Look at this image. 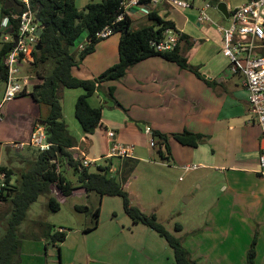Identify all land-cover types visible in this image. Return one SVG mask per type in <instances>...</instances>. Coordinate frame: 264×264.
<instances>
[{"label": "crops", "instance_id": "crops-1", "mask_svg": "<svg viewBox=\"0 0 264 264\" xmlns=\"http://www.w3.org/2000/svg\"><path fill=\"white\" fill-rule=\"evenodd\" d=\"M91 1L101 0H75L80 9ZM190 7H193V4ZM168 8L158 6L156 10L160 16L174 21L175 26L182 29L174 19L164 16L168 14ZM201 9L202 7L198 8V25L206 23L198 20ZM220 13L223 17L222 21L227 22L224 21L222 24L213 22L217 28L209 27L207 32L222 47L224 39L222 28L229 22L228 17L221 11ZM130 19L133 29L151 24L148 16L135 12ZM183 32L178 46L189 59L188 51L193 45V39L184 30ZM185 34L190 36L191 44L184 39ZM120 38L121 33L115 32L100 40L94 51L85 56L78 65L73 66L72 74L82 79H93L117 63L120 59ZM88 42V32L85 31L72 47L76 57L83 50L80 46H86ZM220 55L221 61L213 60V62L212 59L219 56L215 55L205 67L194 66L189 60L190 65L198 67L205 79L188 68H180L176 62L161 56H151L131 66L121 79L103 82L97 92L103 89L107 94L109 88L114 87L117 102L107 98L113 105L109 106L110 109H104L103 105L101 125L93 134L81 135V139L90 145L99 130L106 132L108 136V131L115 133L118 131L117 128H128L132 123H143L151 130L168 134L188 129L207 135L205 143L211 150L207 153L204 149L197 154L196 150L199 146H189L191 149H187V157L192 160L197 157L201 159L199 168H203V171L199 173V178L208 180L209 186L213 178L224 182L219 187L214 200L203 211L205 218L199 229L193 230L182 239L183 246L190 253L192 260L199 264H247V252L256 237L255 264H264V176L258 171L261 129L257 124L248 122L251 111L244 75L231 73L227 57L221 51ZM30 63L22 68L23 74L32 75L26 87L27 94L39 81L32 72H27ZM238 78L242 80L243 89L239 88ZM84 92L83 88H66L63 91L64 113L65 107L70 108L71 104L75 107L77 98ZM89 103L94 106L90 100ZM29 107L31 110L26 113L27 118L22 121V126L15 130L16 136L13 137L16 138L10 139V142L15 141L16 148L25 145L20 146L30 139L35 125L40 124L36 121L45 118L49 112L47 105L38 104L33 98L29 101ZM2 118H4L3 114ZM116 137L115 133L114 138ZM108 140L113 141L109 137ZM170 144L174 159H185L184 149L179 147L180 142L171 137ZM76 150L85 155L80 144ZM100 156L107 158L113 155L108 152ZM100 156H93L91 159ZM185 161L186 159L181 163ZM23 166L24 162H20L16 168ZM14 175L17 179V172ZM11 183H13L12 178ZM79 188L81 187H77L74 193ZM84 190L86 192L85 188ZM214 190L210 193L214 194ZM52 195L56 199L59 197L57 188H54V192L52 190ZM9 205L10 202H0V213ZM11 210L10 208L7 216L11 215Z\"/></svg>", "mask_w": 264, "mask_h": 264}, {"label": "rangeland", "instance_id": "rangeland-1", "mask_svg": "<svg viewBox=\"0 0 264 264\" xmlns=\"http://www.w3.org/2000/svg\"><path fill=\"white\" fill-rule=\"evenodd\" d=\"M193 7H169L168 14L164 15L174 19L176 23L193 39L189 49V60L194 66H206L212 59L221 61L220 44L212 39L207 30L209 27L217 28L213 22L222 24V14L216 8L207 10L210 21L198 25V8L205 6L207 0H187ZM4 0H0V52L3 44L7 42L6 31L1 28L2 7ZM83 9V8H82ZM227 21H225L226 23ZM135 26V25H134ZM214 62V61H213ZM28 63H25L24 67ZM30 71V68H27ZM207 74V72H205ZM243 78V76H242ZM242 87V80L238 78ZM5 81L0 80V105L3 101ZM30 86V85H29ZM30 94L18 95L13 101L6 102L2 108L4 118H0V166H8L17 171L21 155H28L29 145L16 148V128H20L23 120L30 112ZM91 98V99H90ZM89 100L94 107L104 105L110 109L113 105L108 102V93L100 89ZM108 98V99H107ZM66 114V117H65ZM64 119L71 134L77 139L81 150L87 157L100 156L111 152L115 144L133 148L131 157L137 159L133 172L126 180L120 176V157H114L110 175L119 180L129 195L131 206L138 208L147 216L156 215L157 222L178 239H183L193 230L199 229L205 216L203 211L214 200L219 182L213 178L208 180L199 178L203 168L186 170L185 165H199L201 159L187 157L189 146L179 144L184 149L185 160L162 159L157 152L158 144H152L153 135L146 131L147 125L132 123L129 127L117 128L116 138L108 140L107 133L98 131L92 144L83 142L84 134L74 112V106L65 107ZM174 139V138H173ZM14 144V145H13ZM171 145V144H170ZM206 149L211 150L206 143L199 145L197 154ZM172 152V148H171ZM32 153V152H31ZM173 154V153H172ZM81 160L84 154H80ZM109 162L102 156L91 162L89 170L97 172L99 165ZM200 167V166H199ZM66 176L75 185L79 184L78 176L73 170L67 169ZM13 184L16 176L12 177ZM214 190V194L210 193ZM54 192V188H52ZM191 198L190 200H187ZM60 210L51 211L48 208V197L41 196L30 207L27 218L20 227L19 234L23 240L20 264H174V252L167 240L150 226L138 222L126 212L123 198L106 195L101 197L96 192H85L79 188L68 198H57ZM0 213V237L7 230L10 207ZM100 209L97 216L96 211ZM7 216V217H6ZM179 228L180 230H177ZM63 230V231H60ZM58 232H65L64 242H54L53 236Z\"/></svg>", "mask_w": 264, "mask_h": 264}, {"label": "trees", "instance_id": "trees-1", "mask_svg": "<svg viewBox=\"0 0 264 264\" xmlns=\"http://www.w3.org/2000/svg\"><path fill=\"white\" fill-rule=\"evenodd\" d=\"M120 1H91L83 9H80L75 0H32L37 10L41 4L43 5L40 20L46 26L39 37L40 49L34 50V60L29 64L30 71L28 70V72H32L39 79L29 94L36 103L49 107L48 115L45 118H39L36 122L45 126L47 138L52 142V145L50 149L44 151L29 145L30 153L28 155L18 153L19 160L24 162V166L18 168L17 171L12 167L0 166L1 169L8 171L9 179L16 172L18 175L10 193L0 198V202H10L12 209L6 233L0 237V264L21 263L22 256L20 254L23 240L19 229L26 220L32 204L41 196L46 195L48 208L57 212L60 210V203L52 195V188H58L59 193L64 198H68L77 187H84L86 192H96L101 197L106 195L122 197L126 212L136 223L142 222L150 226L167 240L174 252V264H199L192 260L190 253L183 246V241L170 234L163 225L157 222L156 215L147 216L138 208L131 206L129 195L123 184L109 174L113 158L120 157V176L126 180L133 172L137 159L109 156L107 157L109 162L106 165H99L97 172H91L89 167L83 165L80 153L76 150L79 143L71 134L64 119L63 91L66 88H83L85 92L77 98L74 112L85 135L93 134L102 123L103 105L92 106L89 103V97L97 92L103 82L121 79L131 66L151 56H161L166 60L176 62L180 68H188L199 77L204 78L198 67L190 65L189 59L181 52L180 46L171 51H156L151 46V39L158 38L166 27L175 26L174 21L160 16L156 9L148 16L151 24L138 29H133L129 17L114 24L115 32L121 33L120 59L117 63L93 79L74 76L72 74L73 66L78 65L85 56L94 51L96 44L102 40L97 37V33L117 19L121 12ZM212 1L216 2V0ZM12 12H15L13 8H5L3 5L2 15ZM13 25L15 31L16 21ZM85 31L88 32L89 42L76 57L72 47ZM184 39L188 44H191L190 36L185 34ZM12 44L5 42L0 52V80L3 81H6L7 78L4 59L11 50ZM114 91L115 88L110 87L108 97L116 101ZM25 94H27L26 90L20 95ZM151 134L156 140L154 144H158L157 152L162 159L166 160L173 159L171 137L181 144L191 147H198L208 138L203 133L188 129L172 134L151 130ZM54 156H57L55 160H53ZM67 169H71L77 174L78 185L68 179L65 174ZM96 214L99 216L100 209L96 211ZM177 230L180 229L177 228ZM65 239V232H58L53 236L54 242H64ZM256 245L257 238L255 237L247 252V264H255Z\"/></svg>", "mask_w": 264, "mask_h": 264}, {"label": "built area", "instance_id": "built-area-1", "mask_svg": "<svg viewBox=\"0 0 264 264\" xmlns=\"http://www.w3.org/2000/svg\"><path fill=\"white\" fill-rule=\"evenodd\" d=\"M18 1L22 5L21 11L5 14L1 20V28L8 33L5 40L13 43V46L4 59L7 78L3 101L0 105V118H2L4 104L20 95L30 83L32 75L23 74L22 68L25 63L34 60L33 52L39 42L37 31L40 22L36 18L38 10L34 7L32 0ZM220 2H225L229 11L227 18L229 23L222 28L224 39L221 52L228 59L230 72L244 75L251 111L248 122L257 124L261 129L262 142L258 171L264 176V0H216V2L207 0L200 10L199 22L210 21L211 17L207 10L211 7L218 9ZM158 6L189 8L191 4L186 0H121L119 7L121 12L117 19L100 30L97 37L104 39L114 34V24L125 17L131 18L134 12L149 16L154 9H158ZM14 21H16L15 31L13 30ZM183 34L182 29L168 26L158 38L151 39L150 44L156 51H171L178 46ZM16 35L18 39L14 46ZM84 47V45L80 46L81 49ZM146 131L150 134L151 128L147 126ZM108 137L113 139L114 131H108ZM24 144L44 151L50 149L52 142L47 138L45 126L37 124L31 132L30 139L26 143H21L20 146ZM132 154L133 148L120 144H115L111 151V155L123 157H131ZM93 160L84 155L82 163L89 167ZM184 168L193 170L199 168V165H185ZM12 188L13 183L9 179L8 171L0 168V198L7 196Z\"/></svg>", "mask_w": 264, "mask_h": 264}, {"label": "water", "instance_id": "water-1", "mask_svg": "<svg viewBox=\"0 0 264 264\" xmlns=\"http://www.w3.org/2000/svg\"><path fill=\"white\" fill-rule=\"evenodd\" d=\"M4 7L5 8H13L15 11L17 12H20L21 9H22V5L19 3L18 0H5V3H4ZM43 8V5L41 4L38 11H37V14H36V18L37 20L40 22V27L37 31V35L40 37L41 34H42V30L43 28L46 26L44 25L43 23H41V20H40V12ZM218 9L226 16L228 17L229 16V11L227 9V4L225 2H220L218 4ZM17 35L15 36V43H14V46H16L17 44ZM37 49H40V44L37 45ZM57 158V156H54L53 157V160H55ZM57 192H59V189L57 188ZM59 198L63 199L64 196L62 194L59 195Z\"/></svg>", "mask_w": 264, "mask_h": 264}]
</instances>
